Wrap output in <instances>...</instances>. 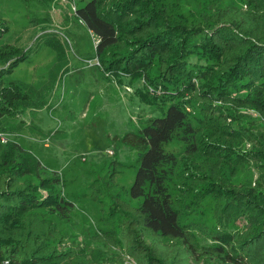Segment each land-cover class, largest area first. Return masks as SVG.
Wrapping results in <instances>:
<instances>
[{"label":"trees","instance_id":"obj_1","mask_svg":"<svg viewBox=\"0 0 264 264\" xmlns=\"http://www.w3.org/2000/svg\"><path fill=\"white\" fill-rule=\"evenodd\" d=\"M81 1L75 15L98 41L90 58L97 69L120 84L140 81L142 101L168 106L122 139L139 156L125 195L143 201L111 195L105 228L89 238L95 247L69 240L73 234L57 224L74 225L61 176L20 139L23 127L41 134L25 112L48 105L55 80L42 90L11 81L27 51L4 45L0 133L11 137L0 141V264H264V131L238 116L251 110L264 121V0L218 8L196 24L174 21L160 0ZM8 32L0 18V39ZM52 48L62 61L59 46ZM179 130L194 141L173 196L166 181L176 157L164 145ZM208 195L216 199L214 226L189 217Z\"/></svg>","mask_w":264,"mask_h":264},{"label":"rangeland","instance_id":"obj_2","mask_svg":"<svg viewBox=\"0 0 264 264\" xmlns=\"http://www.w3.org/2000/svg\"><path fill=\"white\" fill-rule=\"evenodd\" d=\"M160 2L174 21L187 24L204 22L218 8L243 4L242 0ZM81 4V0H0V18L9 26L8 34L0 39V49L10 45L27 51V58L9 77L11 81L42 90L49 87L47 82L55 80V87L49 89L48 105L28 108L25 112L24 120L34 124L41 134L23 127L20 139L24 146L47 158L50 168L59 172L62 192L73 202L74 225L58 220V226L73 234L70 241L73 237L82 248L92 250L95 245L89 238L105 228L101 217L111 209V195H119L135 205L143 201V197L131 199L125 195L134 183L139 156L122 142L123 137L149 119L163 117L168 106L160 109L142 101L136 93L142 88L140 81L130 83L124 77L120 84L102 75L97 69L99 64H94L99 63L98 59H90L95 55L91 33L75 15L74 8ZM43 19L50 22L40 23ZM53 44L59 46L62 61L56 62ZM238 116L243 123H251L254 131H264V121L256 112L244 110ZM193 141L179 130L164 145V150L176 157V162L167 168L166 187L173 196L178 193L181 161ZM2 150L0 142V160ZM115 162L118 164L114 165ZM229 173L226 171L225 176ZM96 196L103 199V210ZM215 203V197L208 195L189 214L190 219L214 226ZM240 225L246 227L247 222L243 220Z\"/></svg>","mask_w":264,"mask_h":264},{"label":"built area","instance_id":"obj_3","mask_svg":"<svg viewBox=\"0 0 264 264\" xmlns=\"http://www.w3.org/2000/svg\"><path fill=\"white\" fill-rule=\"evenodd\" d=\"M74 9L76 10V8H74ZM91 37H92V40H93V44L97 45V43H98L97 39L92 34H91ZM94 64H99V63L95 62ZM10 137L11 136L9 134L0 133V141L2 143H7L9 141ZM45 145H47V144H45Z\"/></svg>","mask_w":264,"mask_h":264}]
</instances>
